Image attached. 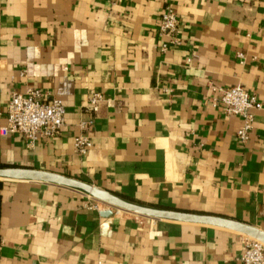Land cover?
<instances>
[{
  "label": "crops",
  "instance_id": "0c3cea01",
  "mask_svg": "<svg viewBox=\"0 0 264 264\" xmlns=\"http://www.w3.org/2000/svg\"><path fill=\"white\" fill-rule=\"evenodd\" d=\"M167 6L178 20L168 35ZM233 86L260 103L244 144L239 117L212 103V87ZM26 87L59 99L65 123L29 146L0 135V167L264 231V0H0V126ZM90 92L102 97L95 114ZM77 135L91 142L83 155ZM92 205L75 189L1 179L0 264H241L236 231Z\"/></svg>",
  "mask_w": 264,
  "mask_h": 264
},
{
  "label": "built area",
  "instance_id": "2783aa9c",
  "mask_svg": "<svg viewBox=\"0 0 264 264\" xmlns=\"http://www.w3.org/2000/svg\"><path fill=\"white\" fill-rule=\"evenodd\" d=\"M178 24L176 14L172 7L167 6L159 18V30L166 35L172 33ZM172 44L178 43L173 38ZM166 44L160 49L164 50ZM218 95L212 98V103H220L226 115L239 117L240 125L236 130V138L240 144L248 141L254 124V111L260 108V103L255 96L246 92L240 86L212 87ZM102 97L98 92H90L86 99V109L95 114L100 106ZM5 123L0 126V135L17 134L21 136L26 145H31L38 140L56 137L65 123V109L61 101L55 97L48 101L42 99V92L35 87H26L24 91H13L6 103ZM88 122L81 121V128ZM75 151L85 154L91 142L84 135H77L72 140ZM92 207L100 210L109 207L107 204L94 200ZM243 252L239 257L241 264H264V244L258 240L243 235Z\"/></svg>",
  "mask_w": 264,
  "mask_h": 264
},
{
  "label": "water",
  "instance_id": "95a60500",
  "mask_svg": "<svg viewBox=\"0 0 264 264\" xmlns=\"http://www.w3.org/2000/svg\"><path fill=\"white\" fill-rule=\"evenodd\" d=\"M1 179L49 183L68 187L75 189L94 200L103 202L109 207L118 208L136 215L146 216L157 220H168L178 223H194L227 228L241 233L242 235L254 238L264 244V231L244 222L217 215L179 211L132 202L107 189L60 173L34 168L6 166L0 167V180ZM112 212L113 209H106L102 211L101 214L108 216Z\"/></svg>",
  "mask_w": 264,
  "mask_h": 264
},
{
  "label": "bare ground",
  "instance_id": "6f19581e",
  "mask_svg": "<svg viewBox=\"0 0 264 264\" xmlns=\"http://www.w3.org/2000/svg\"><path fill=\"white\" fill-rule=\"evenodd\" d=\"M85 195V194H84ZM87 196V195H86ZM87 197H89V196H87ZM118 209V208H117ZM119 210H121V209H119ZM122 211V210H121Z\"/></svg>",
  "mask_w": 264,
  "mask_h": 264
},
{
  "label": "rangeland",
  "instance_id": "374dc122",
  "mask_svg": "<svg viewBox=\"0 0 264 264\" xmlns=\"http://www.w3.org/2000/svg\"><path fill=\"white\" fill-rule=\"evenodd\" d=\"M88 198V197H87ZM89 199V198H88Z\"/></svg>",
  "mask_w": 264,
  "mask_h": 264
}]
</instances>
